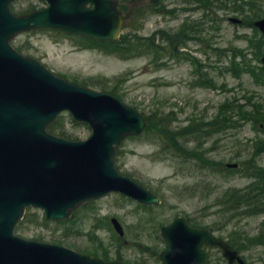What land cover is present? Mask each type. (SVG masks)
Masks as SVG:
<instances>
[{"label":"rangeland","instance_id":"1","mask_svg":"<svg viewBox=\"0 0 264 264\" xmlns=\"http://www.w3.org/2000/svg\"><path fill=\"white\" fill-rule=\"evenodd\" d=\"M120 4L127 11L121 37L133 33L135 25L145 17L138 34L159 39L161 58L151 52L130 53L122 44H94L53 30L21 33L12 44L16 48L21 46L18 48L20 52L39 59L55 74L94 90L113 93L125 104L136 108L147 116L151 137L154 131L150 128L161 131L157 128L160 121L168 128L176 129L189 121L194 125L196 122H200L199 125L215 122L214 133L204 141L207 156L221 164L237 162L264 167V133L253 123L255 120L250 109L246 118H241V107H248L246 98L264 112V82L261 79L262 83L255 82L252 75L241 71L239 62L230 65L233 50L245 46L243 36L253 37L255 34L252 28L239 27L228 20L229 16H235L249 23V18L245 20L243 15L227 14V9L236 3L232 0H120ZM237 4L243 5V0H238ZM43 5L41 0H15L11 8L22 14ZM203 9L208 11L211 20L202 25L206 28L200 34L202 40L189 41L187 50L180 51L175 32L178 37V27L184 21H200L204 17L201 15ZM188 33L189 36L195 35L190 30ZM188 51L193 54L194 61L190 60ZM164 60L167 62L160 65ZM199 69L205 71L200 76L196 71ZM237 104L241 107L238 108ZM63 115L68 118L66 113ZM226 123L228 126L224 127ZM69 127V131L79 135L80 139L90 134L89 128L82 124ZM169 135L174 138L173 133ZM151 137L123 140L115 160L122 173L156 193L162 199L163 207L151 209L154 213L146 215L135 202L119 194L112 193L97 200L98 216L117 217L128 232L124 240L118 241L110 231L105 233L106 229H100L98 234L105 242L121 248L124 257H136L138 248L136 251L130 248L133 242H140L139 247L145 244L157 248L154 228L158 222L169 223L177 214H182L191 217L195 224L210 226L217 235L236 245L241 242L240 252L247 264H264V216L232 217V213L222 214L221 208L213 205L223 197L226 189L243 187L250 179L239 172L228 177L197 164H193L187 173L177 174L165 155L156 152L158 143L155 144ZM184 138L179 137V140ZM28 210L43 214L40 209ZM83 213L84 210L76 213L77 220L82 219ZM151 216L157 218L155 224L142 225L144 233L134 236L136 228L141 227L137 225L138 219ZM78 223V230H89L90 220L83 224L79 220ZM58 226L42 220L25 221L20 227L21 232H16L25 238L49 242L51 237L59 236L61 227ZM65 240L75 246H88L84 233ZM122 241L127 243L122 244ZM214 264L226 263L215 253Z\"/></svg>","mask_w":264,"mask_h":264},{"label":"water","instance_id":"2","mask_svg":"<svg viewBox=\"0 0 264 264\" xmlns=\"http://www.w3.org/2000/svg\"><path fill=\"white\" fill-rule=\"evenodd\" d=\"M0 0V264L104 263L56 244L27 240L13 233L25 207L45 210L48 219L70 216L82 202L119 191L142 203L160 200L115 168L117 145L139 134L143 117L117 98L68 82L38 60L10 45L18 32L53 28L97 40H115L122 16L115 0H45L47 6L24 15ZM90 6H87V5ZM264 32V18L255 22ZM264 64V57H262ZM86 122V140H67L46 131L61 111ZM115 228H121L113 220ZM163 264H205L203 244L221 247L229 263L236 251L210 229H194L178 216L161 228Z\"/></svg>","mask_w":264,"mask_h":264},{"label":"trees","instance_id":"3","mask_svg":"<svg viewBox=\"0 0 264 264\" xmlns=\"http://www.w3.org/2000/svg\"><path fill=\"white\" fill-rule=\"evenodd\" d=\"M252 14H246L247 12L244 10V6H239L240 9L233 8L232 10L241 12V14H246L245 17L249 18L250 25H252L253 20L260 18L264 15L263 7L259 4H256L255 0H248L244 3ZM245 25V24H244ZM190 30L193 29L191 25ZM200 31V29L197 28ZM184 36L183 39H179V37ZM187 37V31L184 28H181L177 32H175V39H177L181 44L185 45V41ZM186 38V39H185ZM155 38L151 37H140L136 34L131 36H125L121 40L117 41L123 43L125 49L129 52H142L149 51L154 54H158L160 47L158 44L154 43ZM246 46L241 48L239 54L234 58H239V62L241 63V70H243L247 74H252L256 78H263L264 80V69L260 66L259 60L262 54H264V35L255 34L253 37H246ZM117 44V43H116ZM120 46V45H119ZM258 64H256V63ZM234 63V59L232 61ZM247 108L241 107V118L245 119L246 115H248L249 109L252 111L250 115L254 118L257 126V123H264V112H260L258 110V106L247 98ZM239 108L240 105H237ZM223 119V118H222ZM220 119L219 122L222 121ZM71 124H74L73 121L69 120ZM149 123V121H148ZM200 122H196V125L192 123H188L187 126H184L180 129H176L173 127L168 128L164 124L163 121H160L157 125L161 131L156 132L155 127H152L154 131L153 138H156L159 143L160 149L163 154H165L170 160L171 163L180 166V169H190L193 167V164L200 165V167H207L208 165L212 167L213 163H215L212 159L207 157L206 149L204 148V141L209 137L211 133L214 132V123L215 122H205L204 124H200ZM225 125L228 126V123ZM66 121L64 117L58 118L53 124L49 126V130L53 133L72 138V132L66 129ZM180 132L185 136L181 135ZM174 134L170 136L169 134ZM185 137L183 140H177L175 138ZM190 144L192 146L188 147ZM194 144V145H193ZM251 162V160H248ZM216 164V163H215ZM242 173L246 176H249L253 179L252 183L244 188L243 190H233L227 191L225 194V199H227V204H225L228 208H231L232 211L239 210L244 211V213H256L262 210L264 199V169L260 167H256L251 163H245L243 165ZM144 209L146 207L143 206ZM245 209V210H243Z\"/></svg>","mask_w":264,"mask_h":264}]
</instances>
